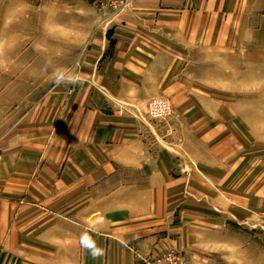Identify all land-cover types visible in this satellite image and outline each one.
Listing matches in <instances>:
<instances>
[{
	"label": "crops",
	"instance_id": "crops-1",
	"mask_svg": "<svg viewBox=\"0 0 264 264\" xmlns=\"http://www.w3.org/2000/svg\"><path fill=\"white\" fill-rule=\"evenodd\" d=\"M129 8L132 24L140 18L158 34H113L111 57H104L101 34L85 54L87 70L102 59L100 74L80 84L65 111L14 112L13 126L0 131V264H146L170 250L185 252L191 264H237L241 257L259 264L261 125L229 109L221 130L213 123L199 130L191 121L183 153L180 145L151 142L149 128L116 103L150 76L163 84L167 71L183 85V57L195 81L199 71L240 66L251 51L246 21L261 72L264 0H132ZM135 93L142 98L140 89ZM231 118H243L254 146ZM197 141L203 154L194 149ZM91 246L103 254L93 256Z\"/></svg>",
	"mask_w": 264,
	"mask_h": 264
},
{
	"label": "rangeland",
	"instance_id": "rangeland-1",
	"mask_svg": "<svg viewBox=\"0 0 264 264\" xmlns=\"http://www.w3.org/2000/svg\"><path fill=\"white\" fill-rule=\"evenodd\" d=\"M131 2L132 0H0V131H7L13 126L16 121L14 116H17L14 112L23 117L26 111L35 108L38 111L45 110L46 106L53 107L55 111H65L69 97L80 93V84L100 74L97 67H100L102 59L97 62L96 70H87L85 54L101 34H106L108 44L104 57L113 56L116 41L113 34H158L150 32L147 27L144 29L140 18L134 19L135 25L131 23ZM246 22V45L251 51L250 58L246 55V61L240 66L230 62L227 65L229 69L219 71V63V70L199 71V78L195 81L190 79L189 65L185 61L187 57H183L179 64L182 70L178 76L183 85L175 84L176 71H167L163 84L150 76L144 79L141 87H129L131 93L128 96L125 93L118 94L122 101H117V109L134 113L141 127L149 128L151 135L146 137H150L151 142L159 139L168 147L180 145L183 153L188 152L185 143L190 138L189 122L196 121L193 125L198 126L199 130L208 123H213L221 130L223 110L247 112L254 124L261 125L262 140L257 147L261 150V168L264 172V41L260 56L262 71L258 72L257 66H253L251 53L255 46L247 40L253 24ZM133 26L139 29L132 32L129 27ZM233 29L242 34L238 23H234ZM167 33L170 30H166L164 34ZM58 78H61L59 84L56 82ZM207 79H210V83L214 82V86L208 85ZM111 81L116 84L115 77ZM94 89L106 96L104 88ZM136 89L142 91V98L133 99L138 97ZM52 96H59V101L53 102L50 99ZM196 96L200 101L193 103ZM106 97L111 98L110 95ZM157 97L167 98L172 105V114L164 119L154 118L148 113V103ZM47 101L50 103L47 104ZM259 105L261 116L257 113ZM208 112L215 113L216 117L212 119ZM192 113H197L198 119L189 118ZM229 121L231 124L234 121L233 125L242 131V139H249V146L255 145L254 137L249 136V127L245 125L243 118H231ZM258 143L257 141L256 144ZM199 144L197 141L194 149L203 154ZM192 164L195 165V162L192 161ZM262 204L258 213L262 239L259 264H264V201ZM178 252L191 264L185 252ZM158 256L160 255L145 259V263L151 264ZM241 260L237 264H255L253 261H244L243 257Z\"/></svg>",
	"mask_w": 264,
	"mask_h": 264
},
{
	"label": "built area",
	"instance_id": "built-area-1",
	"mask_svg": "<svg viewBox=\"0 0 264 264\" xmlns=\"http://www.w3.org/2000/svg\"><path fill=\"white\" fill-rule=\"evenodd\" d=\"M148 113L158 119L172 114V105L167 98L157 97L148 103ZM151 264H189L188 259L180 252L172 250L156 257Z\"/></svg>",
	"mask_w": 264,
	"mask_h": 264
},
{
	"label": "clouds",
	"instance_id": "clouds-1",
	"mask_svg": "<svg viewBox=\"0 0 264 264\" xmlns=\"http://www.w3.org/2000/svg\"><path fill=\"white\" fill-rule=\"evenodd\" d=\"M58 84L61 83V78H58L57 81H56ZM92 247V255L93 256H100L103 254L102 250L99 249V248H96L94 246H91Z\"/></svg>",
	"mask_w": 264,
	"mask_h": 264
}]
</instances>
